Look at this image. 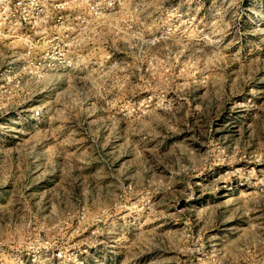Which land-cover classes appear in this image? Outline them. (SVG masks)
Here are the masks:
<instances>
[{
    "label": "rangeland",
    "instance_id": "374dc122",
    "mask_svg": "<svg viewBox=\"0 0 264 264\" xmlns=\"http://www.w3.org/2000/svg\"><path fill=\"white\" fill-rule=\"evenodd\" d=\"M0 264H264V0H0Z\"/></svg>",
    "mask_w": 264,
    "mask_h": 264
},
{
    "label": "built area",
    "instance_id": "2783aa9c",
    "mask_svg": "<svg viewBox=\"0 0 264 264\" xmlns=\"http://www.w3.org/2000/svg\"><path fill=\"white\" fill-rule=\"evenodd\" d=\"M56 259H61L63 257L62 253L60 251L55 253Z\"/></svg>",
    "mask_w": 264,
    "mask_h": 264
}]
</instances>
